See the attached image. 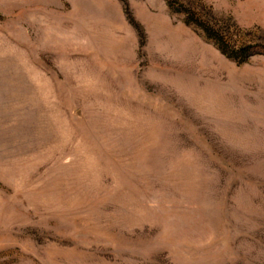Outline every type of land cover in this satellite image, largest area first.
<instances>
[{
    "label": "rangeland",
    "instance_id": "1",
    "mask_svg": "<svg viewBox=\"0 0 264 264\" xmlns=\"http://www.w3.org/2000/svg\"><path fill=\"white\" fill-rule=\"evenodd\" d=\"M0 264H264V0H0Z\"/></svg>",
    "mask_w": 264,
    "mask_h": 264
}]
</instances>
